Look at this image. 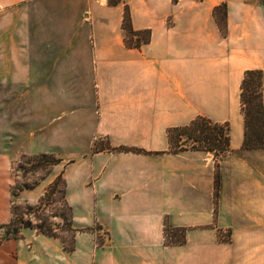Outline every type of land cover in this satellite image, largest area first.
<instances>
[{
    "label": "crops",
    "instance_id": "0c3cea01",
    "mask_svg": "<svg viewBox=\"0 0 264 264\" xmlns=\"http://www.w3.org/2000/svg\"><path fill=\"white\" fill-rule=\"evenodd\" d=\"M127 12L148 43L127 44ZM250 70L262 72L264 101V0H0V109H29L12 127L29 132L23 153L65 160L86 140L64 177L75 221L109 233L94 264H264V150L243 148ZM199 117L230 129L219 163L170 141ZM6 127L0 113V225L12 219ZM96 140L105 148L94 153ZM168 226L184 243L166 244ZM16 242L0 264L13 247L23 264Z\"/></svg>",
    "mask_w": 264,
    "mask_h": 264
},
{
    "label": "rangeland",
    "instance_id": "374dc122",
    "mask_svg": "<svg viewBox=\"0 0 264 264\" xmlns=\"http://www.w3.org/2000/svg\"><path fill=\"white\" fill-rule=\"evenodd\" d=\"M224 7L226 8L225 4ZM222 12L223 10L220 11L218 15H216L218 16L220 21L223 17ZM127 39L132 43L143 40L139 35H128V33ZM12 94L13 93H7L8 96H11ZM72 109H74L73 113L84 110L80 105H75L68 111L70 112L72 111ZM0 113L1 122L6 123L7 125V133H1L6 137L5 142L8 148L14 152V154H12V157L14 159L10 171L11 183L9 189V200L11 203V209L15 208L19 218L22 221V224L14 227L13 231L5 228L6 225L12 221V219L9 223L0 225V248L2 245H15V240H17L16 243L19 249L23 251V264H94V251L96 249L103 248L109 243V233L104 230L103 227L98 223L94 224L93 226H85L82 224H78L75 221V208L74 205L70 204L68 200L67 190L66 201L73 209V226L75 229L81 230L76 233L69 232L67 224V220H69V212L67 210L65 202L62 199L61 185H57L53 197L49 198V200L46 201L42 205V207H40L42 201L50 192L54 181L60 175H63L64 177L66 167L74 162V159L78 156L77 154L86 151V140L75 141L78 142L79 145L75 146L74 148H72L73 145H71L70 149L65 152V160L52 154L56 158L61 159L62 162L59 165L50 167L47 162H37V156L40 154L31 155L22 152L25 145L30 143V136L28 135L29 132L23 135V139L15 137V133L12 127H14L16 119L17 121H19L18 119L22 117V122L25 127L26 123L29 121V109L25 107L23 109L3 108L0 109ZM214 125H218L219 128H221V131H219L218 129L215 130L216 132H218V137L220 138V140L224 141V137L226 134H228L230 137V129H228V125H220L212 122L207 126L208 129L206 130L208 132H213L212 129L215 127ZM194 135L198 136L199 133ZM206 135H209V133H206ZM72 144H74V141ZM197 145L200 144L196 143L193 140H189L186 136H183L181 141L178 143L177 150H195L193 147ZM104 148L105 142H103L102 140H96L92 145V152L95 153ZM109 150L112 149L109 148ZM228 151L221 152L216 162L219 163V161L228 153ZM34 185L37 186L32 189L28 188ZM30 208H35L36 211L33 210L34 212H32ZM37 208H39V210ZM39 218H41L42 221H40ZM83 218H86V215H83ZM30 219L32 220L33 227H25V224ZM39 226L46 229L51 228L57 235V238L41 234L37 231V227ZM14 230L18 231L20 235L18 239L10 238V236L14 234ZM166 232L167 243H182V240L185 238L184 232L180 229H175L168 226L166 228ZM174 234L177 236H175ZM39 235L44 236L45 239L38 240L37 237ZM77 236H81L82 239V247L79 250L76 246ZM224 236H226L225 239L227 241L231 239V235L229 234ZM73 237L75 238L73 239ZM18 258L19 256L15 253V248L13 247L9 256L5 258V260L8 264H14L16 263L15 259Z\"/></svg>",
    "mask_w": 264,
    "mask_h": 264
},
{
    "label": "trees",
    "instance_id": "16d2710c",
    "mask_svg": "<svg viewBox=\"0 0 264 264\" xmlns=\"http://www.w3.org/2000/svg\"><path fill=\"white\" fill-rule=\"evenodd\" d=\"M222 19L221 21L224 23L226 18V8L224 5L220 8H217L215 14L218 15L220 11H222ZM124 29L128 33V35H139L143 40L137 41L136 43H132L127 39V44L135 47H140L142 43H148L150 40V32L149 31H139L135 32L131 26V21L128 12L126 13ZM242 112L245 117L246 123V133L243 148L245 150H264V101H263V75L261 71L250 70L245 74V78L242 84ZM209 120L199 117L194 120L190 125L180 128H175L169 130V138L174 147V149L178 152V143L181 141L183 136H186L189 140H193L196 143L200 144L193 147L195 150H206L208 152L214 153L216 160L219 158V154L221 152H226L230 148V137L228 134L225 135L224 141L220 140L218 137V132L215 130L221 131L218 125H214L215 127L212 129L213 132H208L206 129L208 125H210ZM229 129V128H228ZM199 133L198 136L194 135ZM206 133L209 135H206ZM222 133V132H221ZM222 139V138H221ZM224 142V143H223ZM206 145V146H205ZM119 151L124 152H138V150H129V149H119ZM183 151V150H182ZM37 162H47L50 167H54L59 165L62 160L56 158L52 154H40L37 156ZM57 185L62 186V199L65 202L67 210L69 212V220H67L69 232L76 233L81 230H77L74 228V217H73V209L66 201V192H67V182L64 179L63 175H60L53 183V186L46 196V198L42 201V205L52 198L55 194ZM34 185L32 187H28L30 189L35 188ZM27 188V187H25ZM220 188V175L219 172L216 175V204L218 201ZM39 207V208H40ZM39 208H37L39 210ZM32 212L36 211L35 208H30ZM34 210V211H33ZM13 218L12 221L6 225L5 228L13 231L14 227H17L19 224H22L21 219L19 218L17 211L15 208L12 209ZM42 221L41 218H39ZM25 227H33L32 220L30 219ZM37 231L41 234L57 238V235L51 228H43L41 226L37 227ZM177 231V230H176ZM167 233V232H166ZM176 233V232H175ZM175 235V234H174ZM177 236V235H175ZM20 237L18 231L14 230V234L10 236V238L18 239ZM75 237H73L74 239ZM184 243V239L182 240ZM168 245H173L175 242H166Z\"/></svg>",
    "mask_w": 264,
    "mask_h": 264
}]
</instances>
